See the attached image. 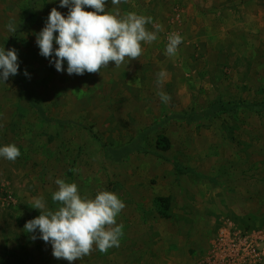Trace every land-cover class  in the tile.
Returning a JSON list of instances; mask_svg holds the SVG:
<instances>
[{"label":"rangeland","instance_id":"rangeland-1","mask_svg":"<svg viewBox=\"0 0 264 264\" xmlns=\"http://www.w3.org/2000/svg\"><path fill=\"white\" fill-rule=\"evenodd\" d=\"M263 1L239 14L220 10L218 0H107L109 12L151 16L146 27L163 31L128 65L69 75L66 61L56 71L54 56L36 45L50 10L66 16L68 8L60 0H0V47L18 55L17 74L0 82V146L21 152L15 162L0 158V264H69L52 256L38 230H24L40 215L34 197L58 207L51 199L58 178L81 195L107 190L126 205L119 247L72 264H218L223 223L243 234L264 231V9L253 10ZM173 31L183 42L168 57ZM160 137L167 151L157 149Z\"/></svg>","mask_w":264,"mask_h":264},{"label":"clouds","instance_id":"clouds-1","mask_svg":"<svg viewBox=\"0 0 264 264\" xmlns=\"http://www.w3.org/2000/svg\"><path fill=\"white\" fill-rule=\"evenodd\" d=\"M106 2L60 0V6L68 8L67 15L61 14L55 7L50 10L44 27L36 34V45L41 56H54L50 63L54 64L56 71H65V61L69 75L100 73L102 68L109 67L110 62H114L115 67L128 65L142 55V42H155L158 33L163 31L159 24L154 25V30L146 27L153 23L151 16L135 12L125 15L119 11L109 12L105 9ZM121 2L126 0H111L114 6ZM86 7L92 11H86ZM7 28L9 32L17 30L11 21ZM166 39L165 54L176 56L183 37L173 31ZM17 72L16 49L0 47V82L4 83ZM164 76L163 71L157 74L158 89L162 88ZM157 95L162 103H170L171 96L166 92L158 90ZM20 155L15 144L0 146V158L15 162ZM55 184L57 190L52 193L51 199L58 207L49 209L42 196L34 197L31 207L39 210L40 215L25 223V232L35 233L38 230L39 238L51 244L52 256L69 264L91 255L94 250L106 253L113 247H119L123 225L117 223V217L126 205L117 194L99 190L93 198L81 195L74 182L58 178Z\"/></svg>","mask_w":264,"mask_h":264},{"label":"built area","instance_id":"built-area-1","mask_svg":"<svg viewBox=\"0 0 264 264\" xmlns=\"http://www.w3.org/2000/svg\"><path fill=\"white\" fill-rule=\"evenodd\" d=\"M259 234L264 240V231L243 234L231 222L223 223L214 240V253L220 259L218 264H251L259 261Z\"/></svg>","mask_w":264,"mask_h":264},{"label":"crops","instance_id":"crops-1","mask_svg":"<svg viewBox=\"0 0 264 264\" xmlns=\"http://www.w3.org/2000/svg\"><path fill=\"white\" fill-rule=\"evenodd\" d=\"M218 1L219 2L217 4L220 7V10L222 9L225 12L232 11L233 13L238 12L239 14L246 11V8H250L252 6V4L255 3L254 0H218ZM263 3H264V1H263ZM253 6H254L253 10H256L258 12V14H261L260 13L261 10L264 9V7H262V5H259L257 7V4H256ZM257 247L260 250V252H259L260 259L259 260H262V262L264 263V240L260 234L257 237Z\"/></svg>","mask_w":264,"mask_h":264},{"label":"trees","instance_id":"trees-1","mask_svg":"<svg viewBox=\"0 0 264 264\" xmlns=\"http://www.w3.org/2000/svg\"><path fill=\"white\" fill-rule=\"evenodd\" d=\"M30 10H31V7H30ZM26 22H24V23L26 24ZM38 117L40 118L41 121L48 122L47 117L44 115L43 112H41V110H38ZM156 147L160 151H167L169 149V147H170V144H169V141L166 138L160 137L157 140V142H156Z\"/></svg>","mask_w":264,"mask_h":264}]
</instances>
